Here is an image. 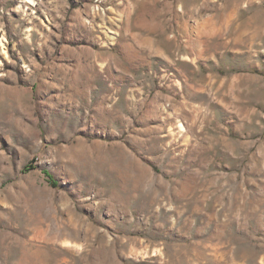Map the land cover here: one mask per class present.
<instances>
[{
  "label": "rangeland",
  "instance_id": "374dc122",
  "mask_svg": "<svg viewBox=\"0 0 264 264\" xmlns=\"http://www.w3.org/2000/svg\"><path fill=\"white\" fill-rule=\"evenodd\" d=\"M126 25L155 70L89 67ZM204 133L227 169L174 172ZM256 198L264 0H0V264H264Z\"/></svg>",
  "mask_w": 264,
  "mask_h": 264
},
{
  "label": "crops",
  "instance_id": "0c3cea01",
  "mask_svg": "<svg viewBox=\"0 0 264 264\" xmlns=\"http://www.w3.org/2000/svg\"><path fill=\"white\" fill-rule=\"evenodd\" d=\"M135 7L136 4L131 1L123 5L122 14L125 16V24H128L131 16L134 14ZM145 27L147 28V25H145ZM139 29H141V31H133L131 30V28H127V25L124 26V31L120 33V36H118L117 40L115 41V47L99 46V48L97 49L99 52H93L90 56L91 59H89L90 57H88V63H90L88 64L89 67L95 68L96 66H98L102 70L108 67L110 65V62L107 56H103L104 53H107L111 54L112 57H115V59H124V64L127 68V71H125V73L127 74L137 75L142 74L146 70H149L150 72L151 70H155L158 58L164 56L162 54V49L158 46L156 39L151 36L150 31L146 32L142 30V28ZM204 135L206 139L205 144H200L202 145V151L198 150L195 156H192L191 153L186 154L184 152L180 154L177 160V164L174 165V172L180 173L185 169H189V164L187 166L184 165L188 163V161L189 163L194 162V164H196L197 160L200 161L201 164H203L202 166H199L195 169L198 172V176L195 175L197 179H199L202 174L209 179V176L213 173V170L215 168L217 170L222 168L227 169V163L229 162V159L226 156V150H224L222 154V149L215 147V142L212 140L211 135L208 133H204ZM185 136H187V138L190 137L189 134H186ZM228 153L232 157L231 159L237 158V152L235 155V150H228ZM182 177L183 179L186 178L184 176ZM192 179H194V177ZM263 204L264 200L262 198H256L252 201V208L249 209L247 205L245 206V202L243 201L241 202L242 211L240 212L237 207V212H235L238 213L239 216L242 213V216L245 218V220L253 218L254 215H256L257 219H263Z\"/></svg>",
  "mask_w": 264,
  "mask_h": 264
}]
</instances>
